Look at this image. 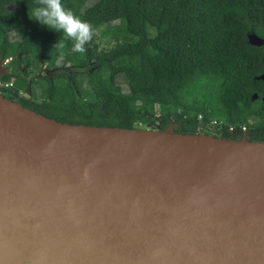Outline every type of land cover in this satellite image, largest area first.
Returning <instances> with one entry per match:
<instances>
[{"label":"water","instance_id":"1","mask_svg":"<svg viewBox=\"0 0 264 264\" xmlns=\"http://www.w3.org/2000/svg\"><path fill=\"white\" fill-rule=\"evenodd\" d=\"M0 264H264V140L67 123L0 92Z\"/></svg>","mask_w":264,"mask_h":264},{"label":"trees","instance_id":"2","mask_svg":"<svg viewBox=\"0 0 264 264\" xmlns=\"http://www.w3.org/2000/svg\"><path fill=\"white\" fill-rule=\"evenodd\" d=\"M33 3L0 0V58L11 56L9 35L12 24L20 23L19 41L12 50L15 61L3 76L13 85L0 89L8 98L73 124L133 127L152 124L158 116L162 125L172 122L175 132L194 133L199 123H216L223 137L246 134L264 140V83L255 78L264 69V45H251L246 36L253 30L264 38V0H62L95 28L84 55L55 50L61 33L29 18ZM100 23L107 24L100 35L111 45L94 54ZM42 53L47 62L71 66L52 81L20 74ZM139 53L147 67L135 72ZM93 56L88 86L81 87L77 76ZM117 77H124L126 87L114 89ZM66 81L73 92L56 98V87ZM254 92L258 97L253 100ZM82 97L87 111L80 110Z\"/></svg>","mask_w":264,"mask_h":264},{"label":"clouds","instance_id":"3","mask_svg":"<svg viewBox=\"0 0 264 264\" xmlns=\"http://www.w3.org/2000/svg\"><path fill=\"white\" fill-rule=\"evenodd\" d=\"M28 15L30 19L38 21L48 29L61 33V38L55 45V50L60 54H63L69 45L72 52L86 54L87 45L95 36L92 23L83 19L73 9L65 7L62 0H34L28 7Z\"/></svg>","mask_w":264,"mask_h":264},{"label":"rangeland","instance_id":"4","mask_svg":"<svg viewBox=\"0 0 264 264\" xmlns=\"http://www.w3.org/2000/svg\"><path fill=\"white\" fill-rule=\"evenodd\" d=\"M106 26H107L106 23H100L98 25L97 29H96L98 34H97V38H96L95 43L92 45V52L94 54L97 53L99 50L108 49L109 46L111 45L110 43L105 41L106 40L105 37L100 35L101 31L105 30ZM19 27H20V23L17 22V21H15L12 24V31H11V34L9 35V48L12 49V50L15 49L16 43H18V41H19V35H20V30H18ZM12 44H14V45H12ZM12 50L9 51L7 53V55H11L14 58V53H13ZM66 50L69 51V52L67 51L68 53H72L71 48H67ZM42 54H43V57H44V53H42ZM138 56H139L138 63H137V65L135 67L132 68V70L135 71V72L142 71L143 69H145L147 67V63H146V60H145L144 56L141 53H139ZM24 62L26 63L27 60L25 59ZM48 65L50 66L52 64H48ZM86 75H87L86 73H82V74L77 76V81H78V83L81 84V87L88 86V85H86ZM117 82H118V85L115 86V88H114L115 90H119L120 87H122V88L126 87V82H125L124 77H117ZM57 89L59 90L58 93H61V95H62L63 93H71V92H73L74 88H73V85L69 82V83H66L65 87H63V88L57 87ZM78 102L80 104L79 105L80 106V110L81 111H87V103H86L84 97L78 99ZM154 121L156 123L159 122L157 117L154 118ZM138 124H140V123H138ZM164 128H162V129H164ZM200 131L202 133H210V132H207V131H204V130H201V129H200Z\"/></svg>","mask_w":264,"mask_h":264},{"label":"flooded vegetation","instance_id":"5","mask_svg":"<svg viewBox=\"0 0 264 264\" xmlns=\"http://www.w3.org/2000/svg\"><path fill=\"white\" fill-rule=\"evenodd\" d=\"M68 48H71V46L69 45ZM14 58H12L10 60V62L6 65V69L9 73V68L11 67V64L14 63ZM52 64V65H48V64ZM95 59L94 56L93 58L91 57L88 61V66L83 69L82 73H86L88 75V73L95 67ZM65 66H71V64H67L64 61H60V62H55V63H50L45 61V58L43 57L42 54L39 55L38 58V62L34 65H30L25 69H20V74H27L28 79H32L35 76H46L47 78H49L50 81H52L53 76H57L58 73L61 71V69L65 68ZM86 75V76H87ZM68 78H70V75L68 76ZM70 81H66V83H69ZM65 83V85H66ZM71 83V82H70ZM61 86V87H65ZM160 123V120H159ZM160 128H164L166 127V125H162L161 123L159 124ZM168 125V124H167ZM173 129L175 131L176 127L175 125L172 123ZM198 129L210 132L211 134H215V135H221L222 136V132H217L216 129L218 128L216 123H199ZM221 129V127H219V130ZM245 130V129H244ZM246 134H243L242 136H244ZM241 136V137H242ZM246 137H249L246 135Z\"/></svg>","mask_w":264,"mask_h":264},{"label":"built area","instance_id":"6","mask_svg":"<svg viewBox=\"0 0 264 264\" xmlns=\"http://www.w3.org/2000/svg\"><path fill=\"white\" fill-rule=\"evenodd\" d=\"M11 59H12V56H6L4 59H2V64L3 65L8 64ZM6 75H0V89H6V88H9L10 86L13 85L12 79L3 78V76H6ZM0 92H1V90H0ZM19 93L22 94L23 92L20 91ZM231 130H232V128H231Z\"/></svg>","mask_w":264,"mask_h":264},{"label":"crops","instance_id":"7","mask_svg":"<svg viewBox=\"0 0 264 264\" xmlns=\"http://www.w3.org/2000/svg\"><path fill=\"white\" fill-rule=\"evenodd\" d=\"M58 92H59V90H58L57 87H56V89H55V93H54V96H55L56 98H58Z\"/></svg>","mask_w":264,"mask_h":264}]
</instances>
